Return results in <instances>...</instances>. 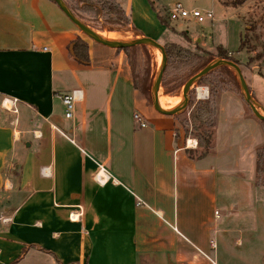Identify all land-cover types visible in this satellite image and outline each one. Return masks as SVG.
Segmentation results:
<instances>
[{
	"label": "crops",
	"instance_id": "crops-1",
	"mask_svg": "<svg viewBox=\"0 0 264 264\" xmlns=\"http://www.w3.org/2000/svg\"><path fill=\"white\" fill-rule=\"evenodd\" d=\"M77 37L49 0H0V264L35 252L54 264H264V193L254 185L263 136L241 100L217 96L212 150L190 159L195 139L133 89L125 54L84 40L89 62L79 63L69 52ZM74 91L66 119L60 97ZM195 95L205 100L207 89ZM235 123L249 129L243 141L218 136Z\"/></svg>",
	"mask_w": 264,
	"mask_h": 264
},
{
	"label": "rangeland",
	"instance_id": "rangeland-1",
	"mask_svg": "<svg viewBox=\"0 0 264 264\" xmlns=\"http://www.w3.org/2000/svg\"><path fill=\"white\" fill-rule=\"evenodd\" d=\"M230 1L231 0H117L119 5L122 7L129 18V27L118 28L116 26H108L105 24L99 26L96 23L90 22H86V25L97 35L113 42H130L136 40V38H134L135 33H142L146 36V38L156 41L158 35H160L159 33L165 31L166 38H164V40H161V42H157L162 47L164 43L168 42L180 44L189 49H194V47L198 45L199 48L206 52L215 53V48L219 46L229 52L231 56L239 63V69L247 84L251 97L264 111V77L259 78L254 76L255 74H258V72L262 75L264 74V64L262 65V61L259 60L253 61L251 64L247 65V61L249 58H254L262 51L260 48V44L264 41V30L263 32H259L260 35L258 32H255L253 34L257 38V41L254 40L253 37L248 35L252 48L251 51L247 53L245 50H242L239 54L237 53L238 45L240 44L239 39L242 38V33L244 30L241 25L243 24L244 26V23H246L247 21H249L250 23L251 21H254L261 16L260 14L264 12V0H249L245 4H243L244 6H241L243 8L245 7L243 10L238 7H226L225 4H228ZM176 3L180 4L187 11L197 10L202 14L211 12L213 15V19L212 21L205 19L203 22H197L192 18L170 21L167 16V11ZM156 9L158 10L160 19L165 22L167 28L160 23L156 13ZM262 23L264 28V21ZM189 33H195V36H191L189 35ZM80 34L82 38H84V40H89L81 32ZM200 34H202L203 36H201ZM184 38H186L189 43H187ZM223 45L226 47H224ZM149 51L151 55L148 59H146L142 51L137 50V69L139 72H141L142 69L148 67L150 73H155L156 75L161 64V55L156 48L150 47ZM233 75L234 78H229V84L226 85L225 90L219 92L217 96L224 92L234 93L243 103L242 106L245 110L244 112L248 116H250V118L256 120L247 105L242 101L238 78L234 72ZM213 76L215 77L216 75ZM198 87L206 88L209 97V89L206 83L194 86L191 88L190 94V101H192L193 103L197 101H205L208 99H197L195 95V89ZM251 89L253 90L254 95ZM181 90L176 96L165 97L161 94L160 88L159 99H165V101L163 100L165 103L164 107L161 106L160 103L159 106L164 110H173L181 106L183 102L181 97ZM219 102L221 103L222 101L220 100ZM222 103H226L225 99H223ZM228 105L229 109L230 107L232 108L231 104L228 103ZM193 109L194 105L190 108L187 106L180 114L175 116L178 121V131L182 137L194 139L190 135H185L184 132L185 130H187L188 133H192L190 114L192 113ZM248 130L249 129L244 126L243 123H235L232 127H229L227 125H219L217 133L219 137L223 139L226 138L229 142H232L234 144L243 141L245 135L248 133ZM261 133L263 136V146L264 134L262 132V129ZM234 218L242 220L247 218V216H240V214H237L234 216ZM228 260L233 262L236 259L229 258ZM21 264H54V262L49 257L35 252L32 253L30 257H27Z\"/></svg>",
	"mask_w": 264,
	"mask_h": 264
},
{
	"label": "trees",
	"instance_id": "trees-1",
	"mask_svg": "<svg viewBox=\"0 0 264 264\" xmlns=\"http://www.w3.org/2000/svg\"><path fill=\"white\" fill-rule=\"evenodd\" d=\"M49 1L54 4L53 0ZM63 1L71 13L86 27V22L96 23L99 26L104 24L116 26L118 28H126L130 25L127 14L117 0ZM247 1L249 0H231L228 4H225V6L237 8ZM262 17H264V12ZM159 21L167 28V25L162 19H159ZM245 26L247 29H245V33L241 38L237 52L245 50L248 53L251 51L252 48L248 35L257 41V38L253 35L256 32V22L251 21L249 23V21H247ZM184 39L189 43L186 38ZM72 45L74 59L79 63L87 64L89 62L87 43L83 39L77 37L72 42ZM149 48L148 46H139L115 51L125 54L133 89L142 94L150 103V92L155 73H150L148 67L139 72L136 58L137 50H141L145 58L148 59L151 55ZM260 48L262 50L261 53L257 54L254 58H249L247 65L251 64L253 61L259 60H262L264 63V41L260 44ZM163 49L167 61L159 89L161 88V94L165 97L178 95L187 80L216 59L230 61L239 67V63L231 54L219 46L215 48V53L206 52L199 48L198 45H196L194 49H189L180 44L171 42L164 43ZM213 75L216 76L214 77ZM229 78H234L233 71L225 66L218 67L203 76L194 86L204 83L208 85L209 97L205 101L193 103L190 101L191 89L189 91L187 106L190 108L194 105V109L190 114L192 133H188L187 130L184 132L185 135H190L196 140V148L194 150H186V154L190 159L197 160L204 158L212 150L214 140L213 129L216 125L217 116L215 98L219 92L225 90L226 85L229 84ZM242 101L244 102L243 99ZM258 123L264 134V123L259 121ZM254 185L264 193V145L256 151Z\"/></svg>",
	"mask_w": 264,
	"mask_h": 264
},
{
	"label": "water",
	"instance_id": "water-1",
	"mask_svg": "<svg viewBox=\"0 0 264 264\" xmlns=\"http://www.w3.org/2000/svg\"><path fill=\"white\" fill-rule=\"evenodd\" d=\"M54 4L58 7V9L65 15V17L90 41L99 44L101 46H104L106 48L112 49V50H122L125 48H134L139 46H148L152 48H156L161 55V64L159 66V69L154 77L152 86H151V92H150V104L153 108V110L163 116H176L180 114L188 105V94L190 89L205 75H207L212 70L225 66L231 69L235 75L238 78L240 89H241V96L244 100L245 104L249 108L250 112L253 114L254 118L264 123V111L259 107V105L253 100L251 97V94L249 92V89L247 87V84L242 76V73L239 69V67L226 60L216 59L210 64H208L206 67H204L201 71H199L197 74L192 76L187 82L184 84L181 90V97H182V104L181 106L173 109V110H164L159 106L158 102V93H159V87L161 83V79L166 67V55L163 47L159 45L157 42L149 39V38H140L136 39L130 42H113L109 41L106 38H103L93 31H91L88 27H86L81 21H79L69 10L67 5L63 0H53ZM69 52L73 56V50L72 46L69 47Z\"/></svg>",
	"mask_w": 264,
	"mask_h": 264
},
{
	"label": "built area",
	"instance_id": "built-area-1",
	"mask_svg": "<svg viewBox=\"0 0 264 264\" xmlns=\"http://www.w3.org/2000/svg\"><path fill=\"white\" fill-rule=\"evenodd\" d=\"M167 16L170 21H176L178 19H188L192 18L197 22H203L205 19L211 20L213 19V15L211 12H206L204 14L200 13L197 10H191L187 11L185 10L180 4L176 3L167 11ZM75 91L67 94H63L60 99L62 106L64 108V117L66 119H70L73 114L74 110V101H75ZM11 101L9 100H3L2 105H11ZM133 120L138 124L140 128L145 127V123L143 122V119L140 115L134 114ZM95 182L99 186H103L107 180H109V176L107 172L104 170V168L99 167L98 172L94 176ZM115 183V181H113ZM82 216V208L80 206H77L75 210L71 211L68 215V219L71 222L78 221Z\"/></svg>",
	"mask_w": 264,
	"mask_h": 264
},
{
	"label": "bare ground",
	"instance_id": "bare-ground-1",
	"mask_svg": "<svg viewBox=\"0 0 264 264\" xmlns=\"http://www.w3.org/2000/svg\"><path fill=\"white\" fill-rule=\"evenodd\" d=\"M161 100H162V99H159V103H160L161 106H164V104L161 103Z\"/></svg>",
	"mask_w": 264,
	"mask_h": 264
}]
</instances>
